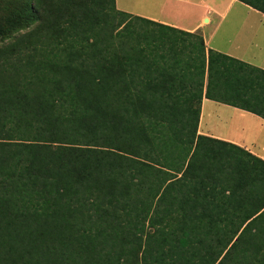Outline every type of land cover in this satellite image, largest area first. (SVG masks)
<instances>
[{"label": "trees", "instance_id": "16d2710c", "mask_svg": "<svg viewBox=\"0 0 264 264\" xmlns=\"http://www.w3.org/2000/svg\"><path fill=\"white\" fill-rule=\"evenodd\" d=\"M264 13V0H240ZM0 264H264V69L115 0H1Z\"/></svg>", "mask_w": 264, "mask_h": 264}, {"label": "crops", "instance_id": "0c3cea01", "mask_svg": "<svg viewBox=\"0 0 264 264\" xmlns=\"http://www.w3.org/2000/svg\"><path fill=\"white\" fill-rule=\"evenodd\" d=\"M128 2L129 1L125 0H115L116 7L119 10L170 25L178 29L191 32L199 31L203 36L206 48L228 54L241 61L264 69V65H262L264 64V42L255 40V37H258L260 34L259 28L249 26L252 21L264 24V13L240 0H159L156 6L147 5L146 0H133L131 6ZM174 4L178 6L175 12L171 10ZM179 4L183 10L179 11ZM234 5L237 6L235 9H232ZM226 20L228 28H231L232 24L235 23V25H237L236 29L232 27V29H229L230 32L228 34L223 33L221 42H212L218 29ZM212 22L214 23L213 28L207 33H202V30ZM247 24L249 25L247 26ZM249 29H251V32H248ZM247 37L250 38L247 39ZM208 103L210 104L208 105ZM221 107L232 111V115L235 111L241 115L255 117L258 119L257 121H260V126L264 131V119L260 116L204 98L198 122V133L236 143L264 159V154L262 153L264 151V145L260 144L261 142L258 140L259 135L254 140L255 144H251L236 137L215 132L208 127L207 122L209 120H207V116H214L216 120L220 119V111L213 112V110H221ZM258 144L260 146H258Z\"/></svg>", "mask_w": 264, "mask_h": 264}, {"label": "rangeland", "instance_id": "374dc122", "mask_svg": "<svg viewBox=\"0 0 264 264\" xmlns=\"http://www.w3.org/2000/svg\"><path fill=\"white\" fill-rule=\"evenodd\" d=\"M1 1V0H0ZM125 1H129L128 4L131 6L133 0H125ZM136 1V0H134ZM146 4L147 5H152V6H156V4L159 2V0H146ZM174 6L171 10L172 11H176V8L178 6H176V4L172 5ZM237 6V5H236ZM235 5L232 7V9L236 7ZM3 7L0 5V12L3 10ZM183 10L179 4V11ZM192 24V22H191ZM249 24H247L248 26ZM214 26V23L212 22L210 25H207L203 30L202 33L204 32H208L209 30H211ZM227 20L223 22V24L220 26V28L218 29L214 40L212 42H221L222 40V35L223 33L228 34L230 31L229 29H232V27L236 26L235 23L232 24L231 28L227 27ZM249 26H254L255 28H259V36L255 37V40L259 41H263L264 42V24H259V23H255L254 21L251 22V24ZM251 29H249L248 32ZM199 32V31H196ZM200 33V32H199ZM250 37H247V39H249ZM258 38V39H256ZM257 65H261V64H257ZM264 65V64H262ZM210 103H208L209 105ZM215 111H220L219 112V117L220 119H214V116H207V120H209L208 123V127L211 128L213 131L215 132H219L228 136H232V137H236L240 140H244L246 143H251V144H255L254 140L255 138L258 137L259 142H261L260 144L264 145V131L262 130V127L260 126V121H257L258 119H256L255 117H251L250 115H241L238 112L233 113L232 115V111L227 110L223 107H221V110L219 109H215L213 110V112ZM230 115V116H229ZM232 115V116H231ZM241 131V132H240ZM258 146H260L258 144ZM264 154V151L262 152Z\"/></svg>", "mask_w": 264, "mask_h": 264}]
</instances>
